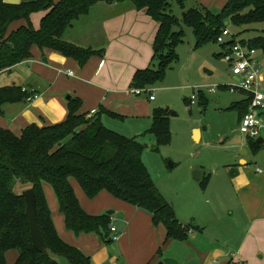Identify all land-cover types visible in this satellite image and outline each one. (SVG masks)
<instances>
[{
	"label": "trees",
	"instance_id": "trees-1",
	"mask_svg": "<svg viewBox=\"0 0 264 264\" xmlns=\"http://www.w3.org/2000/svg\"><path fill=\"white\" fill-rule=\"evenodd\" d=\"M177 1L182 5L184 0ZM98 2H128L158 23L152 45L153 62L134 72V88L162 82L168 67L178 60L176 47L183 41L184 32L174 28L180 21L192 29L195 48L209 42L218 43L217 38L222 35L227 21L238 26L264 23V0H227L218 12L203 6L191 8L180 19L171 12L169 0H21L19 3L0 0V71L9 70L31 57L33 46L57 51L84 66L92 55L102 51L69 42L64 36ZM40 10L45 13L39 27L34 28L30 15ZM17 21L23 23L13 28ZM241 43L264 49V35L241 40ZM242 93L246 97L230 107L238 111L240 119L247 113L252 100L251 94ZM29 95L17 84L0 86V114L5 103L22 101ZM67 101L68 114L59 123L42 126L30 123L19 136L0 127V264H6V253L10 250L17 252L13 264H92L88 256L58 236L43 183L52 187L67 229L75 234L95 232L102 240L112 241L108 235L110 216L87 213L79 204L70 179L78 183L87 197L93 198L106 190L152 214L154 224L164 225L168 239L185 240L189 228L178 221L173 207L154 185L140 158L143 145L134 137L105 127L98 114L89 117L79 114L81 102L78 98L70 97ZM169 115L168 108L151 110V130L158 142L168 140ZM247 140L254 151L261 145L254 139ZM209 178L207 174L198 181L202 190L207 187ZM27 188H32L35 195L39 230L58 261L32 245L22 195Z\"/></svg>",
	"mask_w": 264,
	"mask_h": 264
},
{
	"label": "crops",
	"instance_id": "crops-1",
	"mask_svg": "<svg viewBox=\"0 0 264 264\" xmlns=\"http://www.w3.org/2000/svg\"><path fill=\"white\" fill-rule=\"evenodd\" d=\"M4 1L19 3L21 0ZM41 12L40 19L45 13ZM20 23L23 21L15 22L13 28ZM157 28L158 23L144 10H137L128 2L96 3L86 19L74 23L64 37L69 42L102 52L92 55L81 67L74 59L57 51L33 46L32 56L7 72L30 63L36 84L15 81L10 84L35 91L37 96L12 102L14 106L4 104L0 127L19 136L30 123L39 126L59 123L68 114L66 97L70 96L80 100L79 114L96 110L93 115L98 114L105 127L121 135H127L122 124L128 121L132 126L127 130L134 133L131 128L142 118L150 117L153 109L150 101L155 99L150 100L146 93L134 94L132 77L137 69L153 62L152 45ZM199 136L200 132L197 140ZM239 161L244 164L242 158ZM227 169L233 171L229 182L213 183L210 174L207 187L201 189L204 194L194 192L196 198H191L190 202L174 200L170 203L165 198L178 221L189 228L187 238L182 241L168 239L164 225L154 224L149 212L106 190L89 198L78 183L70 179L81 207L92 215L112 210L110 224L117 230L116 239L110 242L102 240L95 232L75 234L65 227L52 187L43 183V192L58 236L88 256L92 264H264V173L234 166ZM193 187L195 191L199 185ZM211 187L213 192L209 194ZM233 204L237 205L239 214L220 213V209H230ZM108 235L112 238L113 233ZM16 256L15 251L14 261Z\"/></svg>",
	"mask_w": 264,
	"mask_h": 264
},
{
	"label": "rangeland",
	"instance_id": "rangeland-1",
	"mask_svg": "<svg viewBox=\"0 0 264 264\" xmlns=\"http://www.w3.org/2000/svg\"><path fill=\"white\" fill-rule=\"evenodd\" d=\"M226 1L184 0L180 5L177 0H169V3L171 12L180 19L182 14L191 8L203 6L218 12ZM41 13V10L34 11L30 15V23L34 28L39 27ZM84 19L86 16L80 20ZM225 28L239 42L264 35V23L238 26L227 21ZM174 29H182L184 32L183 41L176 47L178 60L168 67L162 82L144 87L153 93L155 100L150 101L152 108L170 109L168 140L158 142L151 130L153 123L151 115L142 118L136 127L131 128L134 129V133L127 130L132 125L126 121L122 126L128 132L127 135L122 134L136 138L143 145L141 161L161 195L170 203L174 200L184 203L196 198L194 192L204 194L200 187H195L193 191V186L198 185V181L193 177L194 169L204 170L205 175L211 174L213 183L229 182L233 172L227 169L230 166L247 168L253 172L258 167L260 172L264 173V121L259 134L263 142L254 151L246 136L238 130V111L230 108L233 103L244 99L245 94L227 90L226 85L234 84V78L230 75L228 64L219 55L221 47L216 42H209L195 48L193 31L182 21ZM254 58L258 60L262 72L260 91L264 94V49L255 48ZM31 69L30 63L20 64L9 72L0 73V86L10 84L12 81L18 84L24 82L36 84ZM5 104H8L6 107L14 106L13 103ZM194 129L200 130L197 141L193 138ZM239 158L243 159L244 164H240ZM208 192L209 194L213 192L212 187ZM239 211L236 204L227 210L225 207L220 209V213L228 215L231 212L237 215ZM14 255L15 251H8L6 264L13 263Z\"/></svg>",
	"mask_w": 264,
	"mask_h": 264
},
{
	"label": "built area",
	"instance_id": "built-area-1",
	"mask_svg": "<svg viewBox=\"0 0 264 264\" xmlns=\"http://www.w3.org/2000/svg\"><path fill=\"white\" fill-rule=\"evenodd\" d=\"M217 42L223 46L221 56L228 64L230 75L234 78V84L226 85L227 90L229 92H246L252 96L250 107L240 119L238 130L246 138L255 139L259 136L264 121V114L261 113L264 112V94L260 91L262 72L258 60L254 58L255 48H250L238 40H234L233 35L226 28L217 38ZM2 72H7V69L0 71V73ZM68 73L72 74L71 71ZM22 91L30 93L26 100H32L37 96L35 91H28L25 87H22ZM132 92L137 95L146 93L150 100L154 99L152 91L145 88H134ZM190 101L193 102L192 99ZM95 112L96 110H91L87 116H92ZM257 171L260 172V169L257 168ZM109 230L113 233L112 239H116V228L109 224Z\"/></svg>",
	"mask_w": 264,
	"mask_h": 264
},
{
	"label": "water",
	"instance_id": "water-1",
	"mask_svg": "<svg viewBox=\"0 0 264 264\" xmlns=\"http://www.w3.org/2000/svg\"><path fill=\"white\" fill-rule=\"evenodd\" d=\"M186 13L184 12L182 14V17H185ZM45 60V59H44ZM67 100L70 99V96L66 97ZM173 115V113H172ZM200 130L194 129L193 131V138L194 140H197L198 134ZM263 138L261 136H258L255 138V143H262ZM170 166H172V163H169ZM204 176V170L202 169H194L193 170V177L195 180L200 181L202 177ZM22 195L24 197L25 201V215L28 219L29 223V232H30V240L32 242L33 247L48 256H50L53 260L58 261V257L51 252V250L46 245L43 236L39 230V227L37 225L36 221V204H35V195L32 188H27L22 191ZM113 213L112 210H107L106 214L111 215ZM158 264H161L159 262Z\"/></svg>",
	"mask_w": 264,
	"mask_h": 264
}]
</instances>
